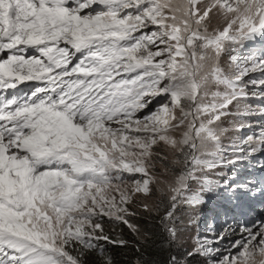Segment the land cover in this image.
Wrapping results in <instances>:
<instances>
[{
    "label": "snow or ice",
    "instance_id": "6c2138e0",
    "mask_svg": "<svg viewBox=\"0 0 264 264\" xmlns=\"http://www.w3.org/2000/svg\"><path fill=\"white\" fill-rule=\"evenodd\" d=\"M257 38L264 0H0V264H87L105 243L126 244L105 217L140 234L137 202L182 246L180 213L206 192L233 208L264 197V177L217 171L264 152V47L246 48ZM161 143L175 156L165 179ZM240 231L225 253L221 233L187 257L264 264V221Z\"/></svg>",
    "mask_w": 264,
    "mask_h": 264
},
{
    "label": "rangeland",
    "instance_id": "374dc122",
    "mask_svg": "<svg viewBox=\"0 0 264 264\" xmlns=\"http://www.w3.org/2000/svg\"><path fill=\"white\" fill-rule=\"evenodd\" d=\"M216 23L217 20L214 19L212 22L213 26H215ZM261 47H264V39L260 38H257L254 43L246 45V48L250 50H258ZM227 61L228 55L224 54L222 56V64L226 66ZM248 78H259V72L250 74ZM23 85H30V82H26ZM253 106H255V102H253ZM155 107L156 104H153L152 108L154 109ZM229 119L231 118L229 117ZM256 122V120L252 121L253 124ZM223 126H229L227 121H225ZM258 131V127H252L246 129L244 135H249ZM230 142V138L224 140L225 145ZM154 153L162 157L161 160L167 161L168 165L171 167V162L175 159V156L169 150L168 146L163 143L154 146ZM161 160L155 161L156 173L161 176V179L170 178L171 173H169L168 177L162 175L164 173V164ZM261 165H264V152H257L249 160H245L231 168H219L217 171L224 174L226 179H234L237 183H240L243 180L246 181L251 178L264 177V170L261 169ZM247 171H251L252 175L245 174ZM240 175H242L244 179ZM211 178L219 179L216 175H213ZM221 183H223V181H221ZM156 198V196L150 197L147 202L152 204ZM137 200H143V196L138 197ZM204 201L205 202L194 211L186 209L180 213L186 225L181 237V247L189 251L192 250L191 246L194 245L198 237L213 239L215 236L225 233V239L221 243L215 245V247L220 249L221 253H225V250L229 248L231 242L240 238L241 225L252 227L264 221V197H257L256 200L251 203H245L240 208H233L229 200L220 192L210 191L204 194ZM129 208L130 211H132L135 208L143 207L137 202L130 203ZM226 229L228 230L227 232H225ZM204 258L211 264V261L207 257L204 256ZM214 259H219V256L214 257Z\"/></svg>",
    "mask_w": 264,
    "mask_h": 264
},
{
    "label": "trees",
    "instance_id": "16d2710c",
    "mask_svg": "<svg viewBox=\"0 0 264 264\" xmlns=\"http://www.w3.org/2000/svg\"><path fill=\"white\" fill-rule=\"evenodd\" d=\"M161 161L164 164L165 161ZM245 174L252 175V172L247 171ZM132 212L135 215L129 218L130 222L137 225L140 234L134 233L122 223L104 218L105 232L113 240L123 239L126 244L121 246L105 243L103 254L97 250L86 256L87 264H101L103 256L110 258L112 264H138L139 261H147L148 264H164L171 255H178L179 258L186 259L187 264H209L203 255L187 257L189 250L186 248L179 245L169 246L162 237L159 226L160 217L155 212L149 214L143 208H135Z\"/></svg>",
    "mask_w": 264,
    "mask_h": 264
}]
</instances>
